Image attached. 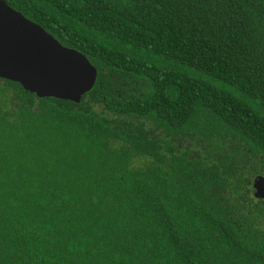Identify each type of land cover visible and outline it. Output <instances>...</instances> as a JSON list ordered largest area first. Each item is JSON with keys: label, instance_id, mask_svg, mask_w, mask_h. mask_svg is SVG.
Listing matches in <instances>:
<instances>
[{"label": "trees", "instance_id": "obj_1", "mask_svg": "<svg viewBox=\"0 0 264 264\" xmlns=\"http://www.w3.org/2000/svg\"><path fill=\"white\" fill-rule=\"evenodd\" d=\"M3 1L97 79L0 80V264H264V0Z\"/></svg>", "mask_w": 264, "mask_h": 264}, {"label": "water", "instance_id": "obj_2", "mask_svg": "<svg viewBox=\"0 0 264 264\" xmlns=\"http://www.w3.org/2000/svg\"><path fill=\"white\" fill-rule=\"evenodd\" d=\"M96 79L97 70L85 55L0 0V80L16 82L37 98L79 104ZM252 190L264 199V176L253 181Z\"/></svg>", "mask_w": 264, "mask_h": 264}]
</instances>
